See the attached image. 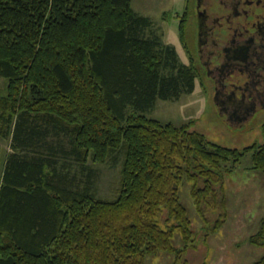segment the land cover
<instances>
[{
	"label": "trees",
	"instance_id": "trees-1",
	"mask_svg": "<svg viewBox=\"0 0 264 264\" xmlns=\"http://www.w3.org/2000/svg\"><path fill=\"white\" fill-rule=\"evenodd\" d=\"M154 24L131 0H0V136L14 149L0 173V264H145L161 251L186 264L173 243L176 231L193 239L183 182L210 235L228 215L226 174L248 152L264 173V143L231 147L147 114L198 76ZM120 156L117 194L101 198L89 160ZM249 241L264 249V215Z\"/></svg>",
	"mask_w": 264,
	"mask_h": 264
},
{
	"label": "rangeland",
	"instance_id": "rangeland-1",
	"mask_svg": "<svg viewBox=\"0 0 264 264\" xmlns=\"http://www.w3.org/2000/svg\"><path fill=\"white\" fill-rule=\"evenodd\" d=\"M133 8L154 21L158 33L165 44L176 49L182 63H190L189 54L181 42L178 23L184 14L187 0H131ZM188 41L190 33L187 34ZM192 36V35H191ZM191 42V41H190ZM198 77V76H197ZM196 77L192 92H184L179 98L157 99L147 114L162 121L175 124L192 122V128L203 132L214 142L231 147L243 148L254 142L264 143V112L241 125L231 124L225 114L219 112L213 101V95L205 90ZM7 79L0 78V96L7 93ZM1 164L13 152L11 137L0 136ZM111 157L105 162H93L96 168V194L105 199H113L118 191L122 156L119 161ZM252 152H248L241 163L225 176V194L227 196V217L221 227L207 235V223L197 213L191 196L192 181L185 180L180 187L182 202L186 205L192 220V240L186 243L176 231L173 243L183 249L181 262L186 264H252L260 258L264 249L249 241L264 215V173L251 168ZM158 221L163 227L175 221L169 218L165 208ZM174 253L161 251L146 258L145 264H179ZM175 262V263H174Z\"/></svg>",
	"mask_w": 264,
	"mask_h": 264
},
{
	"label": "flooded vegetation",
	"instance_id": "flooded-vegetation-1",
	"mask_svg": "<svg viewBox=\"0 0 264 264\" xmlns=\"http://www.w3.org/2000/svg\"><path fill=\"white\" fill-rule=\"evenodd\" d=\"M184 19L181 44L219 112L234 125L264 112V0H191Z\"/></svg>",
	"mask_w": 264,
	"mask_h": 264
}]
</instances>
